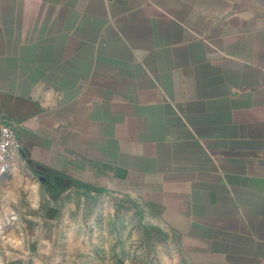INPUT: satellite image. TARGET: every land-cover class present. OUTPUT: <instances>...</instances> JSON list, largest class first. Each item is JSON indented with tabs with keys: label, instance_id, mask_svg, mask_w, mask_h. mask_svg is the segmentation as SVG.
I'll return each mask as SVG.
<instances>
[{
	"label": "crops",
	"instance_id": "crops-1",
	"mask_svg": "<svg viewBox=\"0 0 264 264\" xmlns=\"http://www.w3.org/2000/svg\"><path fill=\"white\" fill-rule=\"evenodd\" d=\"M6 120L0 224L60 173L154 201L177 264H264V0H0Z\"/></svg>",
	"mask_w": 264,
	"mask_h": 264
},
{
	"label": "rangeland",
	"instance_id": "rangeland-1",
	"mask_svg": "<svg viewBox=\"0 0 264 264\" xmlns=\"http://www.w3.org/2000/svg\"><path fill=\"white\" fill-rule=\"evenodd\" d=\"M23 180L30 191L5 212L16 218L0 224V249L16 252L17 262L177 264L171 226L158 222L154 201L138 189L109 192L40 171Z\"/></svg>",
	"mask_w": 264,
	"mask_h": 264
},
{
	"label": "built area",
	"instance_id": "built-area-1",
	"mask_svg": "<svg viewBox=\"0 0 264 264\" xmlns=\"http://www.w3.org/2000/svg\"><path fill=\"white\" fill-rule=\"evenodd\" d=\"M22 148L21 140L18 136L14 121H0V185H2L12 170V159ZM16 216L12 214L9 219L14 220ZM1 232V229H0Z\"/></svg>",
	"mask_w": 264,
	"mask_h": 264
},
{
	"label": "trees",
	"instance_id": "trees-1",
	"mask_svg": "<svg viewBox=\"0 0 264 264\" xmlns=\"http://www.w3.org/2000/svg\"><path fill=\"white\" fill-rule=\"evenodd\" d=\"M84 186H86V187H88V188H92L90 185H84Z\"/></svg>",
	"mask_w": 264,
	"mask_h": 264
},
{
	"label": "water",
	"instance_id": "water-1",
	"mask_svg": "<svg viewBox=\"0 0 264 264\" xmlns=\"http://www.w3.org/2000/svg\"><path fill=\"white\" fill-rule=\"evenodd\" d=\"M41 179H42V180H44V179H45V177H44V176H41Z\"/></svg>",
	"mask_w": 264,
	"mask_h": 264
}]
</instances>
